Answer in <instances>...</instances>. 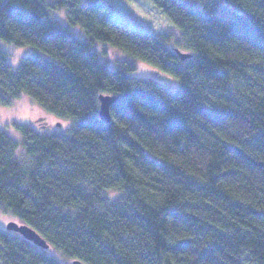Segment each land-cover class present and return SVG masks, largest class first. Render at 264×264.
<instances>
[{"label":"trees","instance_id":"1","mask_svg":"<svg viewBox=\"0 0 264 264\" xmlns=\"http://www.w3.org/2000/svg\"><path fill=\"white\" fill-rule=\"evenodd\" d=\"M152 1L178 34L102 17L111 0H0V104L69 122L0 127V211L49 244L0 227V264H264V0ZM1 41L50 57L14 68ZM136 59L177 88L131 76Z\"/></svg>","mask_w":264,"mask_h":264},{"label":"rangeland","instance_id":"2","mask_svg":"<svg viewBox=\"0 0 264 264\" xmlns=\"http://www.w3.org/2000/svg\"><path fill=\"white\" fill-rule=\"evenodd\" d=\"M101 16L140 30H150L153 32H176V34L179 32L173 22L152 0H111L109 7L101 11ZM63 23L71 27L73 30H75V28L80 29L81 34H77V36L87 40V37L80 26L74 27L70 25L66 17ZM1 42L5 46L6 42ZM6 44L9 45H6L7 48L5 49L10 52V61L14 68L19 66L22 57L31 53H40L46 57H50L49 54H46L32 46L20 48L13 44ZM26 49L28 50V54ZM95 49L110 66L116 67V60L119 58L124 57V59L128 58L132 60L131 57L124 54L119 49L114 48L110 44L106 45L96 43ZM25 53L26 55L23 56ZM135 62L137 63V68L130 74L131 76L152 77L160 82H167L171 85V87L168 86L169 88H177L179 80L176 77L167 74L173 79L168 78V76L162 74L160 69L155 68L154 66L141 60L136 59ZM23 123L30 124L37 130L39 129L48 132L65 131L69 125V122L61 120L49 113L35 100L26 95H22V97L15 100L11 105L0 104V127L8 134L16 138H21V134L16 124ZM118 195L119 194L116 191L109 193L110 197H116ZM12 220L19 222L13 214L0 211V227L7 228V224ZM57 254L62 264H71L72 261L70 259L61 256L59 253Z\"/></svg>","mask_w":264,"mask_h":264},{"label":"water","instance_id":"3","mask_svg":"<svg viewBox=\"0 0 264 264\" xmlns=\"http://www.w3.org/2000/svg\"><path fill=\"white\" fill-rule=\"evenodd\" d=\"M178 52L182 57V59L191 57V54L189 53H185L180 50H178ZM116 98L117 97L113 95H105V94L100 95V101H101L100 116L102 120L106 122H109L111 120L110 108ZM7 228L19 232L25 238H27L28 240L32 241L34 244L42 248L45 249L49 248V244L47 243L46 239L42 237L34 228L29 226L28 224L25 223L20 224L19 222L12 220L7 224ZM73 264H84V263H82L79 260H75Z\"/></svg>","mask_w":264,"mask_h":264},{"label":"flooded vegetation","instance_id":"4","mask_svg":"<svg viewBox=\"0 0 264 264\" xmlns=\"http://www.w3.org/2000/svg\"><path fill=\"white\" fill-rule=\"evenodd\" d=\"M20 223V222H19ZM21 224V223H20Z\"/></svg>","mask_w":264,"mask_h":264}]
</instances>
